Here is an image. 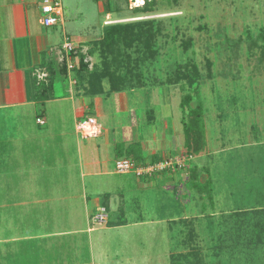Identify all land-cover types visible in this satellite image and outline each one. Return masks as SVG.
<instances>
[{
    "label": "rangeland",
    "instance_id": "rangeland-1",
    "mask_svg": "<svg viewBox=\"0 0 264 264\" xmlns=\"http://www.w3.org/2000/svg\"><path fill=\"white\" fill-rule=\"evenodd\" d=\"M136 1L145 3L137 7L133 6L135 0H60L66 21L72 17L89 36L77 46L73 44L72 50L75 58H78L77 52L84 54L88 70L93 66L100 70L105 60L112 62L115 61L113 58L130 65L137 55L135 45H120L118 50L126 52L119 57L101 47L97 40L104 28L113 23L152 22L157 49L153 57H145L140 62L142 86L122 92L110 91L109 110L97 119L103 126L134 122L140 135L150 141L151 130L155 128L157 136L165 126L169 138L164 144L170 149L162 155L185 157L188 164L185 178L180 171L181 176L175 183H184L185 189L180 196L177 185L162 190L160 180L151 179L154 175L164 176L166 171L141 176L133 172L85 175L82 181L79 175L86 170L78 162L76 141H86V138L76 137L73 133L71 115L64 119L67 123L64 129L69 131L65 136H58L55 129L54 133L41 131L34 137L35 119L31 109L26 127L21 128L30 130V136L26 141L22 137L18 140L21 153L27 151L24 162L30 159L39 163L45 159V162L53 163L66 158L71 163L68 174L72 175L68 189L83 190L107 203H102L107 209L102 225L107 222L108 215L110 220L163 219L128 225L125 234L116 228L91 223L93 227L97 226L92 232H68L40 240L50 242L49 250L59 248L60 252L65 251V246L60 249L61 242L81 240L86 247L77 254L89 258L88 241L92 237L93 250L102 264H174V260H182L179 264H264V229L256 226V215L250 211L247 214L237 211L238 208H253L256 202L264 208V0H152L145 10L142 7L151 0ZM89 49L91 53H88ZM127 54L132 57L130 60ZM186 63L189 67L195 64L200 74L192 86L175 75L177 68L184 69ZM88 73L81 74L83 84L75 82L76 90H81L83 95H87ZM103 83L102 92H105L108 81L105 79ZM53 85L55 96L66 94V79L57 76ZM124 91L127 97L121 102L117 95ZM186 93H190L194 101L200 100L203 107L205 139L198 153L187 151L183 144L180 101ZM149 112L150 116L145 117ZM170 140L176 143H170ZM62 142L67 150L60 148ZM38 166L33 169L43 177L40 183L45 184L44 177L51 174L53 179L56 178L52 182L62 185L59 181L61 173L57 171L59 174L53 175L60 167ZM193 166L199 183L204 185L208 180L201 194L187 188L191 186ZM139 177L142 183L146 179L150 181L140 188L136 181ZM241 185L248 191L257 185L256 197L237 198L236 192ZM111 193L115 196L113 200L109 198ZM79 201L73 202V205L78 204L76 208L82 206ZM116 205L123 214L114 212ZM58 211L59 208L55 209L54 214L60 220ZM46 215H36V218H29V222L15 225L19 226L20 232L46 233L56 226L50 221V213ZM63 215L58 229L62 230L63 225L67 228L77 226L74 221L78 218L71 215L64 218ZM257 215L264 217V213ZM55 243L56 246H52ZM22 251L29 255L31 249L25 247Z\"/></svg>",
    "mask_w": 264,
    "mask_h": 264
},
{
    "label": "crops",
    "instance_id": "crops-1",
    "mask_svg": "<svg viewBox=\"0 0 264 264\" xmlns=\"http://www.w3.org/2000/svg\"><path fill=\"white\" fill-rule=\"evenodd\" d=\"M40 4L38 0H0V264H102L97 260L93 250L92 237L88 241L89 258L77 254L78 251L81 253L84 246L86 247L81 240L60 241V249H64L65 246L64 252H60L59 248L49 250L50 242L42 243L40 240L44 237L59 236V234L68 232L72 234L92 232L97 227L91 225L93 223L92 212L95 213L104 202L98 196L91 197V195L85 194L82 192L83 190L70 191L68 189L69 183L72 182V175L68 174L71 163H68L66 158H59L62 160L53 163H47L45 159L39 163H33L30 159L24 162L23 159L27 156V151L21 153L18 140L22 137L26 141L30 136V130L21 129L26 127L27 115L33 110L35 120L32 128H35L33 132L35 135L32 134V136L36 137L37 133L41 131L54 133L57 129V135L63 137L69 132L68 129H64L67 127L64 119L69 114L71 115L69 119L73 133L77 137L79 134L75 130L76 120L87 115H93L96 119L103 117L109 110V101L107 100L111 96V92L108 90L100 94L83 95L81 90H76L77 85L75 86V83L69 81L71 71L68 70L66 94L61 97L55 96L54 85L52 88L48 85L51 74L54 73L53 77L55 78L62 77L58 73L60 65L69 61L75 65L78 59L68 56L63 49V44L68 40L77 46L80 42L89 39V36L72 17L68 21L63 17L60 22L51 26L42 25ZM106 15L109 16V13ZM103 24H106L105 20H103ZM100 26L103 30L104 25ZM126 95L127 92L124 91L117 97L119 96L118 98L122 102L123 99H126ZM39 117L44 120L43 123L37 122L36 119ZM112 121L115 122L114 119ZM99 124L101 133L98 136L86 138V141L82 142L76 141L78 162L86 170L79 175L82 181L85 175L121 174L110 170V168L114 169V162L120 157L133 158V156L124 155V153L130 151V147L135 145L134 143L138 145L134 148L136 153L140 154L141 158L136 159L139 163L151 162L157 156L160 158L164 156L162 154H165L167 148L170 149L164 144L167 142L165 139L169 138L165 126L157 136L155 128L153 131L151 130L153 134L150 141L148 137L140 135L141 133L134 122H124L121 125L114 123L108 126H103L101 122ZM171 132L170 130L169 133L171 134ZM39 139L43 141L41 136ZM169 142L175 141L170 140ZM40 145L44 146V144ZM61 147L67 150L64 142L60 144ZM119 151L121 152L120 156L117 155ZM34 166L60 167L53 175L59 174L57 171L61 173L59 181L62 185H55L58 182H52L56 181V178L53 179L51 174L44 177L45 184L40 183L43 182L41 179L43 177L36 174ZM154 176H151V179L160 180L162 190H165L163 187L176 185L175 183L178 181V176L169 172H166L164 176ZM136 181L138 187L141 188L150 180L146 179L142 183L139 177ZM256 186L253 185L248 191L241 185L236 192L237 198L256 197V192H258ZM56 188L59 189L55 191ZM171 196L173 197V195ZM109 198L113 200L115 196L111 193ZM75 199L81 200L82 206L79 205L76 208L78 204L73 205ZM57 202L58 205L55 204ZM55 207L59 208L57 213L60 215V220L62 214L65 215H63L64 218L69 215L78 218L74 221L78 223L77 226L67 228L66 225H63L62 230L58 229L57 225L60 220H57V214H54L57 209ZM252 207L238 208L237 211L242 210L246 214L250 211L253 215H257L260 211H255L264 209L261 208L262 206H258L257 202ZM257 207L259 209H256ZM76 209L78 210L76 211ZM119 209V205L114 206V212L123 214ZM48 213L51 215L50 221L56 225L53 230H48L49 232H20L19 226L15 225L18 222H29V218H36V215L47 217ZM108 217L105 224H98V226L116 228L124 234L128 225L163 220L160 218L138 220H115L113 218L114 220H110L109 215ZM52 246H56V243ZM25 247L31 249L29 255L23 253L22 250Z\"/></svg>",
    "mask_w": 264,
    "mask_h": 264
},
{
    "label": "trees",
    "instance_id": "trees-1",
    "mask_svg": "<svg viewBox=\"0 0 264 264\" xmlns=\"http://www.w3.org/2000/svg\"><path fill=\"white\" fill-rule=\"evenodd\" d=\"M151 2L152 0L148 1L142 7V10L148 8L147 4H151ZM144 3L145 1L143 2V4ZM262 31L264 35V30L262 29ZM154 33L155 31L153 29L151 21H133L129 23H113L108 25L106 28H104L103 34L97 40V43L104 49H107L110 52L117 53V57H119V54H123L126 52L118 50L120 45H126L127 47L135 45L136 47L134 51H136L137 55L136 57H133L132 63L130 65H125L121 59L117 61L116 58H113V60L115 61L112 62L105 60V62L103 63V67L100 70H98L96 66H93L88 70L87 63L84 62V54L77 52L76 55L78 56V61L77 64H75L74 67H72V69L70 70V76L74 78L79 85L83 82L81 74L87 73V71L89 72V79L86 81L87 95L100 94L104 90L103 81L105 79L108 81L109 91H123L129 90V88L133 87H141L142 85L140 79L143 74L141 71L142 69L139 66L140 62L143 61L145 57H153L156 54L157 48L155 47ZM91 52L92 50L89 49L88 53ZM69 55L74 56L72 51L69 52ZM127 57L129 58V60L132 58L128 54ZM60 66L61 67L58 73L62 75V78L66 79V63L63 62ZM183 67L184 69H182V67L177 68L175 75L178 80H185L188 85L192 86V84L195 83L200 76L196 65L191 64V67H189V64L186 63ZM53 76H55L54 73L51 74V78L49 79L48 83L51 88L53 87V80L55 78ZM180 107L182 109V127L185 136L183 144L187 148V151L198 153L202 149L205 139L202 103L200 102V100L194 101L193 96L190 93H186L181 98ZM149 116L150 112L146 113V117ZM134 144L135 145H131V150L127 151L126 154L133 156L134 159H140V154L136 153V150L134 148V146L138 145L136 143ZM120 154L121 152L119 151L117 155L119 156ZM162 157L164 156H161L160 158L157 156L151 162H156ZM190 179H192L191 186L187 187L189 191L194 190L201 194L204 191V187L206 185L205 183H207L208 180L204 183V185L202 183H199V181L197 180V170L195 166H193L190 170ZM255 212H258V214L264 213V209L257 210ZM235 214L237 215L239 213ZM260 218L262 217H259L258 215L255 216V220H257L256 226L264 229V225L261 224L264 223V217L262 219ZM182 258L184 259L185 256H182ZM180 261L182 260H174L173 262L174 264H179Z\"/></svg>",
    "mask_w": 264,
    "mask_h": 264
},
{
    "label": "built area",
    "instance_id": "built-area-1",
    "mask_svg": "<svg viewBox=\"0 0 264 264\" xmlns=\"http://www.w3.org/2000/svg\"><path fill=\"white\" fill-rule=\"evenodd\" d=\"M138 3L135 0L133 6L143 5ZM40 22L44 26H51L60 22L63 18V9L60 0H42L40 4ZM64 51L69 55V52L73 50V44L66 40L63 44ZM67 70L70 71L74 67L73 62H66ZM69 81L75 83V79L69 75ZM37 122L43 123L42 118H37ZM75 130L82 138H91L98 136L101 133V126L95 116L87 115L84 116L75 122ZM189 157L192 158V155L189 154ZM188 168V164L185 161V157L178 156H164L156 162H148L145 165L140 164L133 158L130 157H120L114 162V171L117 173H129L133 172L137 176L143 174L152 175L157 173H162L164 171L169 172L175 176H181L180 171L182 172L183 178H185V172ZM177 185V184H176ZM177 195H182L184 191V183H178L176 186ZM106 210L104 207L100 206L97 208V211L94 213L92 219L94 224H102L106 219Z\"/></svg>",
    "mask_w": 264,
    "mask_h": 264
}]
</instances>
